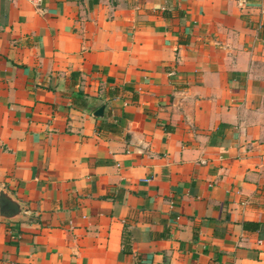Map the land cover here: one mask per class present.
Masks as SVG:
<instances>
[{"label": "crops", "instance_id": "obj_1", "mask_svg": "<svg viewBox=\"0 0 264 264\" xmlns=\"http://www.w3.org/2000/svg\"><path fill=\"white\" fill-rule=\"evenodd\" d=\"M0 191V264H264V0H0Z\"/></svg>", "mask_w": 264, "mask_h": 264}, {"label": "water", "instance_id": "obj_2", "mask_svg": "<svg viewBox=\"0 0 264 264\" xmlns=\"http://www.w3.org/2000/svg\"><path fill=\"white\" fill-rule=\"evenodd\" d=\"M102 107L97 108L92 114L93 116H99L101 115ZM4 210H7L9 215L12 214L17 210L16 206L9 201L5 195L0 191V211L5 212ZM6 211V212H7ZM5 214V213H4Z\"/></svg>", "mask_w": 264, "mask_h": 264}, {"label": "trees", "instance_id": "obj_3", "mask_svg": "<svg viewBox=\"0 0 264 264\" xmlns=\"http://www.w3.org/2000/svg\"><path fill=\"white\" fill-rule=\"evenodd\" d=\"M76 100L78 101V105H82V106H84V105H83L84 102H83V100H82L81 95L78 94V95L76 96ZM107 128H108V130H110V131L117 132V127L114 126V125H112V124H109V123H108ZM242 225H243V227H246V223H243Z\"/></svg>", "mask_w": 264, "mask_h": 264}, {"label": "built area", "instance_id": "obj_4", "mask_svg": "<svg viewBox=\"0 0 264 264\" xmlns=\"http://www.w3.org/2000/svg\"><path fill=\"white\" fill-rule=\"evenodd\" d=\"M29 1L30 3L34 4V5H37L40 3L41 0H27Z\"/></svg>", "mask_w": 264, "mask_h": 264}]
</instances>
